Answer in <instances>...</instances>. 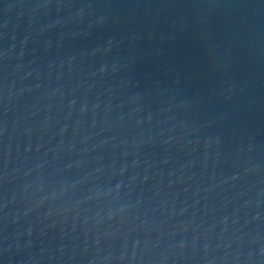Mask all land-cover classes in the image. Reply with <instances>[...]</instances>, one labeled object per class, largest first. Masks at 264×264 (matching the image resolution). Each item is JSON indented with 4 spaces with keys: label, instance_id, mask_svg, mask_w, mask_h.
Returning <instances> with one entry per match:
<instances>
[{
    "label": "water",
    "instance_id": "obj_1",
    "mask_svg": "<svg viewBox=\"0 0 264 264\" xmlns=\"http://www.w3.org/2000/svg\"><path fill=\"white\" fill-rule=\"evenodd\" d=\"M0 264H264V0H0Z\"/></svg>",
    "mask_w": 264,
    "mask_h": 264
}]
</instances>
